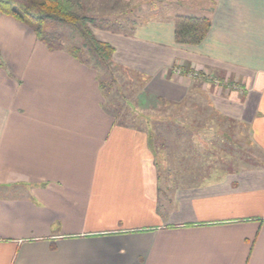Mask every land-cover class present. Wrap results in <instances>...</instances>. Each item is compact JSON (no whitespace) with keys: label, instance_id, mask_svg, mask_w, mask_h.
Wrapping results in <instances>:
<instances>
[{"label":"crops","instance_id":"obj_1","mask_svg":"<svg viewBox=\"0 0 264 264\" xmlns=\"http://www.w3.org/2000/svg\"><path fill=\"white\" fill-rule=\"evenodd\" d=\"M146 1L164 14L126 31L92 27L113 64L144 76L151 100L204 97L257 152L221 157L224 134L201 131L173 157L149 125L103 109L89 63L0 16V264H264V0ZM177 16L210 21L200 45L175 43Z\"/></svg>","mask_w":264,"mask_h":264},{"label":"rangeland","instance_id":"obj_2","mask_svg":"<svg viewBox=\"0 0 264 264\" xmlns=\"http://www.w3.org/2000/svg\"><path fill=\"white\" fill-rule=\"evenodd\" d=\"M81 3L84 5L87 14L96 16H93L96 19V23L115 31H126L133 25L144 23L147 20L154 19L155 17L158 18L164 14L162 11V3L160 4L159 2L153 1L148 2L146 0L133 1L132 5H130V8L134 9L133 13H125L126 10L130 9L129 6H119L118 3L112 0H84V2L81 1ZM150 6H158L159 9L150 11L148 10ZM99 13H101V15H98ZM58 32L64 37L63 47L65 49L71 46L82 45L81 40L71 27L58 25ZM89 65L95 69L98 80L103 85L101 90L103 94V109L118 122H129V124L133 122L136 126L139 125V127L143 129L145 126L149 125L157 143L159 145L160 143H167L168 145H166V147L169 148L173 157L179 159L180 150H183L185 147H187V149H193L194 146L192 143L185 144L188 142L186 140L181 141L190 137V131L181 135L183 137L180 138L174 132L175 127H173L172 131H169V133L162 128L163 123L167 124L168 122H174L171 120L177 122L183 120L205 122L204 120L207 119L206 122H209V120L212 119L217 126L219 125V128L217 127L216 129L208 131L224 134V140H221L220 147V150L224 152L223 154L221 153V157L224 156L226 158L227 156L225 153L229 152L230 156L233 155L236 158L240 157L245 159L257 152L256 148H250L247 143L246 129H243V127L237 124L234 125V123H220V118L215 114H213L210 119L208 115L210 110L204 104V97H191L181 103L180 106H178L179 104L172 105L164 101L151 100L143 91L145 85L144 76L141 77V75H137L136 73L123 70L115 64L107 70L98 61L92 58L89 61ZM204 82L205 81H201V83ZM201 131L202 130L198 131L200 137L203 136L200 134ZM215 136L221 137L219 134ZM205 137L207 136H204V139ZM207 141L205 140V142ZM207 143L211 153L212 146L209 141Z\"/></svg>","mask_w":264,"mask_h":264},{"label":"trees","instance_id":"obj_3","mask_svg":"<svg viewBox=\"0 0 264 264\" xmlns=\"http://www.w3.org/2000/svg\"><path fill=\"white\" fill-rule=\"evenodd\" d=\"M0 16H7L13 20L27 26L32 30L36 39L41 42L49 51L62 50L64 37L58 32V25L71 27L79 39L81 46H71L66 49L72 57L78 62L88 65L89 60L86 55L98 61L105 69L112 67V56L115 49L105 43L99 41L94 33L92 27L99 25L93 16L87 14L84 5L78 0H0ZM211 23L208 19H196L190 17L177 16L174 18V40L179 45L198 46L205 39ZM90 59V58H89ZM177 72L186 75V69L176 68ZM139 75V74H138ZM141 77H143L141 75ZM196 77L209 81L203 74L198 73ZM144 81L146 82V78ZM218 81L219 77H215ZM101 89L103 85L100 83ZM163 102L161 99H158ZM178 105V104H177ZM179 104L178 106H180ZM209 109V108H208ZM217 114L209 111V117ZM218 117V116H217ZM220 122L226 124H233V121L227 118H222ZM206 119V118H205ZM207 120V119H206ZM206 120H204L206 122ZM175 121V120H171ZM213 120H209L212 122ZM173 127H167L165 130L169 133ZM199 130L208 131L204 129H186L184 127L176 126L174 132L178 137H183L186 132L190 131L191 136H195ZM193 134V135H192ZM165 144L160 143V147Z\"/></svg>","mask_w":264,"mask_h":264},{"label":"built area","instance_id":"obj_4","mask_svg":"<svg viewBox=\"0 0 264 264\" xmlns=\"http://www.w3.org/2000/svg\"><path fill=\"white\" fill-rule=\"evenodd\" d=\"M179 73V72H178Z\"/></svg>","mask_w":264,"mask_h":264}]
</instances>
